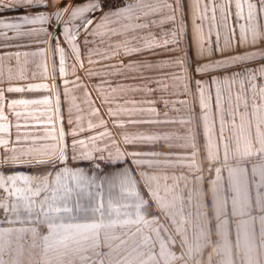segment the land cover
Returning <instances> with one entry per match:
<instances>
[{"label":"crops","instance_id":"0c3cea01","mask_svg":"<svg viewBox=\"0 0 264 264\" xmlns=\"http://www.w3.org/2000/svg\"><path fill=\"white\" fill-rule=\"evenodd\" d=\"M52 62L49 55L50 70ZM67 63H73L70 50ZM56 64L58 68V56ZM57 83L63 102V81ZM147 89L118 97L127 108L122 118L130 122L117 126L100 107L89 83L106 127L82 131L75 137V148L74 138L68 136V154L78 159L131 161L161 216L133 230L107 226L102 232L91 223L76 221L46 229L37 224L0 226V264H264V60L201 76L186 67H172L161 74L160 83H149ZM47 94L14 93L9 99ZM184 95L197 96L196 121L189 118L190 103ZM0 114L5 129L0 143L7 151L13 153L15 144H24L31 136H35L32 141L49 140L46 127H17L37 121L18 118L9 108L0 109ZM57 117V136L64 142ZM64 120L67 131L66 104ZM99 138L104 147L101 154L88 149ZM200 140L201 153L196 149ZM7 157L28 158L25 154ZM205 165L212 177L209 181L204 177ZM213 223L214 244L209 242ZM98 254L103 255L100 262L95 260Z\"/></svg>","mask_w":264,"mask_h":264},{"label":"snow or ice","instance_id":"6c2138e0","mask_svg":"<svg viewBox=\"0 0 264 264\" xmlns=\"http://www.w3.org/2000/svg\"><path fill=\"white\" fill-rule=\"evenodd\" d=\"M0 41V109L37 121L17 127H46L52 139L58 115L75 148L82 131L106 127L89 83L115 119L127 110L118 97L148 90L172 67L201 76L264 60V0H0ZM25 92L48 94L9 99Z\"/></svg>","mask_w":264,"mask_h":264},{"label":"rangeland","instance_id":"374dc122","mask_svg":"<svg viewBox=\"0 0 264 264\" xmlns=\"http://www.w3.org/2000/svg\"><path fill=\"white\" fill-rule=\"evenodd\" d=\"M183 97L190 103V120L196 121L200 114L197 96ZM159 109L165 111L162 106ZM115 115L114 123L130 122L122 118L123 112ZM110 130L114 132L111 125ZM31 134L36 133L31 131ZM46 134L50 141H32L35 136H31L28 142L15 144L13 153L11 149L7 151L5 143H0V226L37 224L46 229L51 224L76 221L91 223L95 230L102 232L107 226L133 230L161 216L131 161L119 162L115 157L73 158L68 154L70 144L67 142L66 146L65 141L60 142L57 132L55 139L50 138L53 133L48 130ZM0 139H5L3 122H0ZM90 146L88 149L98 154L104 148L100 138ZM196 149L202 152L201 140ZM11 154H25L28 158L7 157ZM42 155L46 157H37ZM206 166L203 172L209 181L212 177ZM213 166L215 164H209V168ZM206 211L211 213L209 208ZM215 227L213 223L209 238L212 244ZM141 245L145 246L144 240ZM102 257V254L95 255V260L100 262Z\"/></svg>","mask_w":264,"mask_h":264}]
</instances>
